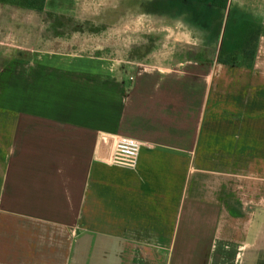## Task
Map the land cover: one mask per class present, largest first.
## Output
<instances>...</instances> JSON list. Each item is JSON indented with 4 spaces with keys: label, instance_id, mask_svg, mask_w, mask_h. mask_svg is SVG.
<instances>
[{
    "label": "crops",
    "instance_id": "crops-1",
    "mask_svg": "<svg viewBox=\"0 0 264 264\" xmlns=\"http://www.w3.org/2000/svg\"><path fill=\"white\" fill-rule=\"evenodd\" d=\"M183 22L182 52L139 62L32 50L0 63V264L262 260L264 22L248 56L254 21L225 50L204 15ZM116 137L140 142L133 169L107 162Z\"/></svg>",
    "mask_w": 264,
    "mask_h": 264
},
{
    "label": "rangeland",
    "instance_id": "rangeland-1",
    "mask_svg": "<svg viewBox=\"0 0 264 264\" xmlns=\"http://www.w3.org/2000/svg\"><path fill=\"white\" fill-rule=\"evenodd\" d=\"M210 1L46 0L40 12L0 4V63L17 52L27 54L32 50L104 57L118 62H139L158 51L174 52V48L182 52L184 46L173 43L172 33L187 24L183 22L186 15H204L211 38L218 37L220 31L222 50L238 47L244 28L252 21L258 28L255 30L260 31L264 0H243L246 3L243 6L232 0L226 14L212 13L209 6L205 7ZM221 14H225L223 22H218L216 17ZM237 61L247 62V58L239 56ZM254 264H264V257Z\"/></svg>",
    "mask_w": 264,
    "mask_h": 264
},
{
    "label": "trees",
    "instance_id": "trees-1",
    "mask_svg": "<svg viewBox=\"0 0 264 264\" xmlns=\"http://www.w3.org/2000/svg\"><path fill=\"white\" fill-rule=\"evenodd\" d=\"M45 1L46 0H0V4L2 5H8L20 9H26V10H32V11H37L40 12L44 9L45 6ZM202 1V0H199ZM228 0H211L210 1V6L213 8H217L220 10H225L227 7ZM259 32L252 31L247 39L246 42L242 48V54H251L254 44L257 40ZM236 54L227 56L225 59L220 58V61L222 63H227L230 60H234L236 58Z\"/></svg>",
    "mask_w": 264,
    "mask_h": 264
},
{
    "label": "built area",
    "instance_id": "built-area-1",
    "mask_svg": "<svg viewBox=\"0 0 264 264\" xmlns=\"http://www.w3.org/2000/svg\"><path fill=\"white\" fill-rule=\"evenodd\" d=\"M140 148L141 144L137 140L116 137L113 139L111 153L107 162L113 166L133 169L136 166Z\"/></svg>",
    "mask_w": 264,
    "mask_h": 264
}]
</instances>
